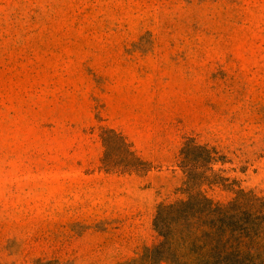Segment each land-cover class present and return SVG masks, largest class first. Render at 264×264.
<instances>
[{
  "label": "rangeland",
  "instance_id": "rangeland-1",
  "mask_svg": "<svg viewBox=\"0 0 264 264\" xmlns=\"http://www.w3.org/2000/svg\"><path fill=\"white\" fill-rule=\"evenodd\" d=\"M186 162L263 205L264 0H0V264L139 258Z\"/></svg>",
  "mask_w": 264,
  "mask_h": 264
},
{
  "label": "trees",
  "instance_id": "trees-1",
  "mask_svg": "<svg viewBox=\"0 0 264 264\" xmlns=\"http://www.w3.org/2000/svg\"><path fill=\"white\" fill-rule=\"evenodd\" d=\"M182 167L186 199L158 206L153 226L159 242L127 264H252L251 245L264 239V202L256 206L260 200L242 191L226 205L214 202L201 191L212 182L205 175L212 169L195 162Z\"/></svg>",
  "mask_w": 264,
  "mask_h": 264
}]
</instances>
